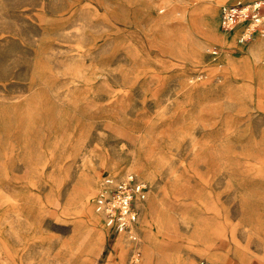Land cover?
Instances as JSON below:
<instances>
[{
	"label": "rangeland",
	"instance_id": "rangeland-1",
	"mask_svg": "<svg viewBox=\"0 0 264 264\" xmlns=\"http://www.w3.org/2000/svg\"><path fill=\"white\" fill-rule=\"evenodd\" d=\"M227 1L0 0V264H143L146 238L264 264V36L222 32ZM126 172L149 185L135 242L93 209Z\"/></svg>",
	"mask_w": 264,
	"mask_h": 264
},
{
	"label": "built area",
	"instance_id": "built-area-1",
	"mask_svg": "<svg viewBox=\"0 0 264 264\" xmlns=\"http://www.w3.org/2000/svg\"><path fill=\"white\" fill-rule=\"evenodd\" d=\"M219 29L237 32L236 43L243 45L264 36V0H229L219 10ZM216 54V51H212ZM149 192L148 183L134 172L102 179L94 195L93 209L103 225L129 241L137 240L136 223L141 205Z\"/></svg>",
	"mask_w": 264,
	"mask_h": 264
},
{
	"label": "crops",
	"instance_id": "crops-1",
	"mask_svg": "<svg viewBox=\"0 0 264 264\" xmlns=\"http://www.w3.org/2000/svg\"><path fill=\"white\" fill-rule=\"evenodd\" d=\"M263 50H264V48H263ZM248 56L249 57H248V61L247 62H248V68H249L251 66L250 64H252L255 61H254L253 57L251 58L250 55H248ZM259 69H260V65H256L254 73L258 77H259V74H258L259 73ZM102 233H103V231H102ZM102 233L100 231L99 235H98V242L99 243L102 242V240L99 238V236H101ZM146 240H147V238L146 239H142V240L140 239V243L141 244H140V247L138 246V249H139V252H140L141 256H142V253H143L142 251H145L147 253V255H148V260H146V263H144V264H169V262H171L170 264H173L174 262H175V264H177V261H175V258H173V260H171V261H168L167 263L164 260H162L160 257L157 260H154L152 258V256H154L155 254L153 253V251H151V249H153L155 247V243H153V242L150 243L149 241H146ZM133 251H134V249L131 250V253ZM198 251L202 252V249L199 247ZM124 256H125V254H120V261H122ZM207 258H208L207 260H209V261L202 262V264H217V260L215 258H213L212 256H208ZM139 260L142 261V259H139ZM120 261L118 263H116V264H120Z\"/></svg>",
	"mask_w": 264,
	"mask_h": 264
},
{
	"label": "bare ground",
	"instance_id": "bare-ground-1",
	"mask_svg": "<svg viewBox=\"0 0 264 264\" xmlns=\"http://www.w3.org/2000/svg\"><path fill=\"white\" fill-rule=\"evenodd\" d=\"M204 23L206 25L207 32H210L212 34H218L217 19L213 15L212 9L209 10L208 14H205ZM146 260H148L147 254L145 256V259L143 260V264L146 263ZM136 264H138V262Z\"/></svg>",
	"mask_w": 264,
	"mask_h": 264
}]
</instances>
